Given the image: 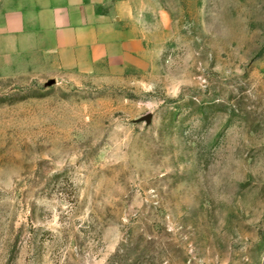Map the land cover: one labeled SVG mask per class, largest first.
Listing matches in <instances>:
<instances>
[{
  "label": "rangeland",
  "instance_id": "obj_1",
  "mask_svg": "<svg viewBox=\"0 0 264 264\" xmlns=\"http://www.w3.org/2000/svg\"><path fill=\"white\" fill-rule=\"evenodd\" d=\"M0 0V264H264V0H106L92 70ZM118 31V32H117Z\"/></svg>",
  "mask_w": 264,
  "mask_h": 264
},
{
  "label": "crops",
  "instance_id": "obj_2",
  "mask_svg": "<svg viewBox=\"0 0 264 264\" xmlns=\"http://www.w3.org/2000/svg\"><path fill=\"white\" fill-rule=\"evenodd\" d=\"M9 15L26 47L63 68L92 70L112 57L120 40L106 0H14ZM118 32V31H117Z\"/></svg>",
  "mask_w": 264,
  "mask_h": 264
}]
</instances>
